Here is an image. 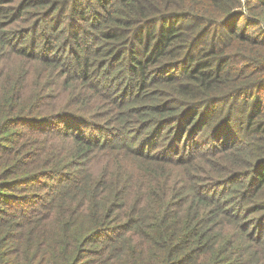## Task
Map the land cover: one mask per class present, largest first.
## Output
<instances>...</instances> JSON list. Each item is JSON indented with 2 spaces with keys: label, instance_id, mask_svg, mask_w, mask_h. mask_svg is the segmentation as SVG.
Returning a JSON list of instances; mask_svg holds the SVG:
<instances>
[{
  "label": "trees",
  "instance_id": "obj_1",
  "mask_svg": "<svg viewBox=\"0 0 264 264\" xmlns=\"http://www.w3.org/2000/svg\"><path fill=\"white\" fill-rule=\"evenodd\" d=\"M0 264H264V0H0Z\"/></svg>",
  "mask_w": 264,
  "mask_h": 264
}]
</instances>
